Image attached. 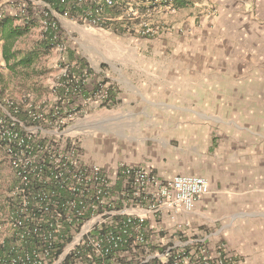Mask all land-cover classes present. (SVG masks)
Instances as JSON below:
<instances>
[{"label":"crops","instance_id":"obj_1","mask_svg":"<svg viewBox=\"0 0 264 264\" xmlns=\"http://www.w3.org/2000/svg\"><path fill=\"white\" fill-rule=\"evenodd\" d=\"M185 2L173 21L185 31L169 36L158 49L149 51L148 39L135 38L139 48L126 49L117 42L109 46L102 37H81L87 49L104 57L107 46L117 48L113 71L122 79L114 104L122 106L117 118L143 123L140 129L135 124L124 130L126 136L96 135L85 153L110 173L126 164L141 165L166 180L179 175L207 179L209 192L194 211L164 213L163 233L157 232L155 221L149 223L151 242L166 237L174 244L204 248L212 259L221 254L226 264H264V82L204 85L198 80L202 70L238 72L245 79L262 69L264 0ZM2 15V21L15 19L4 9ZM63 24L71 25L67 20ZM198 37L208 41L199 46L203 49L195 44ZM34 49L14 47L9 63L0 52V101L8 89L20 90L19 74L35 64L29 69L10 67ZM15 96L21 100L28 95ZM29 97L38 104L55 100L54 95L51 102ZM91 130L89 125L73 126L71 132L94 133Z\"/></svg>","mask_w":264,"mask_h":264},{"label":"built area","instance_id":"obj_2","mask_svg":"<svg viewBox=\"0 0 264 264\" xmlns=\"http://www.w3.org/2000/svg\"><path fill=\"white\" fill-rule=\"evenodd\" d=\"M138 2L146 7L142 17L150 5L158 4L160 12L177 10L173 0ZM105 7L114 8V1H94L80 21L95 26L113 20L104 16ZM130 12L129 21L140 18L138 10ZM23 16L29 23L25 11ZM50 25L46 21L45 30ZM53 27L58 29L56 23ZM184 31L177 24L143 20L138 33L156 38ZM58 47L65 53L64 46ZM63 62L52 104H38L29 95L0 101V146L16 177L0 264H226L221 254L212 259L196 245L174 244L162 236L151 242L149 223L155 221L163 233V214L194 211L209 183L195 176L162 179L141 165L122 164L110 173L89 160L78 136L66 127L92 108L113 107L112 85Z\"/></svg>","mask_w":264,"mask_h":264},{"label":"rangeland","instance_id":"obj_3","mask_svg":"<svg viewBox=\"0 0 264 264\" xmlns=\"http://www.w3.org/2000/svg\"><path fill=\"white\" fill-rule=\"evenodd\" d=\"M1 1V0H0ZM68 1V0H67ZM78 3L79 0H74ZM85 8L92 6L94 1L100 0H82ZM115 7L112 12L106 16V18H111L113 20L107 21L103 25H87L85 22L80 21L82 13L77 12V7L75 5H66V10L64 13H60L51 8V6L46 2V0H5L3 5H0V11L4 9V12L8 13L9 16L14 17L13 26L18 27L19 24H22L23 27H30V31L27 32L23 38L17 40L15 43L16 49L20 51H29L37 47L40 41L44 37L46 21H52L58 26L57 34L59 42L57 47H55L51 53L41 58L33 68L22 71L19 74L20 78L19 85L20 90L16 89L13 92L8 89V92L4 95V99L12 98V96L18 95H32L35 99H47L50 101V98L53 96V86L57 82L61 70L64 67L65 63L63 59H66V66H74L75 71H89L90 73L97 75L100 79L112 85L115 90V94L120 93V81L121 77L114 70V66L117 65V55L114 54L117 48L112 47L109 49L111 42L121 43L124 48L135 47L137 45L135 38L138 39H148L150 42L147 44L149 46V51L152 49H158L162 41H166L169 36L175 37V35H180L181 33L172 32L170 35L165 37H142L138 33L140 31V24L142 21H146L150 24L162 23L166 26L176 24L175 18L177 17V12L173 13L170 11L160 12L158 9V4L156 0H149L150 3L156 4L150 5V12L146 17H142L146 12V7L139 3L138 0H113ZM68 4V2H67ZM8 6L5 8L4 6ZM138 10L140 14L139 19H130V9ZM51 10L54 12L52 14ZM23 11L30 16L31 21L29 26L25 25V16H23ZM49 15V16H48ZM123 17L122 21L117 20L118 18ZM133 17V16H132ZM131 17V18H132ZM51 18V19H50ZM116 19V20H115ZM68 21L71 23L70 26L64 25L63 21ZM81 37H102L104 42H108L109 46L105 50L108 53L107 57H104L101 53L91 51L86 48V43L83 42ZM191 38V37H186ZM205 37H198L195 44L198 45L197 48L200 49L202 46H206L208 41L203 42ZM210 38V37H208ZM58 46H64V52H61ZM105 46V45H104ZM201 46V47H199ZM13 47V49H14ZM139 48V47H138ZM206 49V47H204ZM203 49V48H201ZM171 55L172 51H166ZM262 69L256 72V74L247 75L243 79L244 75L238 72L224 73L219 72H208L202 70V74L198 77L199 82L204 85L207 83H238L241 81H261L264 82V58L262 59ZM1 69V67H0ZM17 82L19 80L17 79ZM23 83V84H22ZM201 91V90H200ZM202 94L206 90H202ZM38 92H41L40 96ZM13 93V95H12ZM0 94L1 90H0ZM52 95V96H51ZM14 99V98H12ZM22 99V96L21 98ZM16 100H19L16 98ZM51 102V101H50ZM122 106L116 105V107H97L92 108L86 117H82L79 121L72 125H68L66 129L71 132L73 126H85L89 125L94 133H89L85 131H78V134L72 133V135H77L80 139L83 147L91 146L94 141V137L98 134H101L99 137L108 139V136L116 135L120 133L121 136L125 135L122 132L124 130L140 129L143 126V123L132 122L130 119H123L120 121L117 118V115L120 113ZM127 107V105H126ZM223 106H219L218 110L222 111ZM108 135V136H107ZM126 136V135H125ZM110 138V137H109ZM16 184V177L14 171L11 167V164L5 154L4 149L0 146V242L7 235V219L10 211V199L12 197L14 188Z\"/></svg>","mask_w":264,"mask_h":264},{"label":"trees","instance_id":"obj_4","mask_svg":"<svg viewBox=\"0 0 264 264\" xmlns=\"http://www.w3.org/2000/svg\"><path fill=\"white\" fill-rule=\"evenodd\" d=\"M46 2L51 6L52 9L60 12L61 14L64 13L66 10V5H75L77 4L74 0H65V4L61 3V0H46ZM68 2V4H66ZM173 6L176 9L182 8L186 5L185 0H173ZM77 7V12L82 13L86 8L82 4H77L75 7ZM95 9V8H94ZM114 8H104V15H108L112 12ZM49 16V15H48ZM51 19V18H50ZM31 21V20H30ZM51 24L48 29L44 32V37L42 41L39 42L37 47L28 55L24 56L19 60V62H15L10 67L16 68L17 66H22L24 69H29L34 64H36L41 58L48 56L51 51L57 47L59 39H56L55 37H58L57 30L55 27H53V22L49 21ZM29 23H25V25L29 26ZM30 31V27H14L13 26V20L11 18H7L4 21L0 23V37L4 40V44L2 45V48L0 49V52L2 53V56L4 60L9 63L10 60L14 58V55L12 53V49L14 46L15 41L23 37L27 34V32ZM110 96L114 101V104H116V98L117 95L115 94V90L112 87L110 90ZM12 205H10V208Z\"/></svg>","mask_w":264,"mask_h":264}]
</instances>
